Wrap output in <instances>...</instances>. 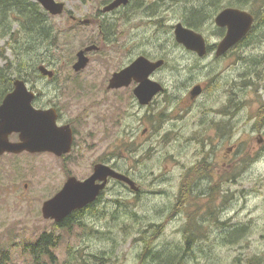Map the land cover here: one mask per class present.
Masks as SVG:
<instances>
[{
  "label": "rangeland",
  "instance_id": "rangeland-1",
  "mask_svg": "<svg viewBox=\"0 0 264 264\" xmlns=\"http://www.w3.org/2000/svg\"><path fill=\"white\" fill-rule=\"evenodd\" d=\"M56 1L66 11L56 17L43 12L52 36L33 50L21 20L9 16L13 35L0 39V69L10 64L13 80L37 93L36 107H59L61 123L74 128V147L67 158L27 152L0 158V264H151L161 254L176 264H264V126L255 119L264 105V79L251 89L247 81L230 83L239 69L229 61H197L175 40L176 25L191 27L195 20L194 28L215 41L214 18L224 0L203 7L210 0H132L108 17L112 45L90 53L80 73L73 70L79 51L102 43L98 27L70 16L93 19L112 0ZM251 1L247 8L256 12L250 5L259 8V0ZM140 54L167 60L158 79L168 90L146 109L131 89L108 90L113 73ZM41 65L55 79L43 77ZM195 84L210 86L200 100L188 102ZM235 104L230 133L222 139L213 125L225 121L220 109ZM103 162L130 177L138 191L112 181L70 230L43 218V204L70 176L88 178ZM189 170L193 199L180 207ZM192 217L202 227L200 239L187 247L184 231ZM44 235L53 237L54 246L33 253Z\"/></svg>",
  "mask_w": 264,
  "mask_h": 264
},
{
  "label": "water",
  "instance_id": "water-1",
  "mask_svg": "<svg viewBox=\"0 0 264 264\" xmlns=\"http://www.w3.org/2000/svg\"><path fill=\"white\" fill-rule=\"evenodd\" d=\"M33 1L39 3L50 15L55 17L62 15L66 9L65 3L56 0ZM129 2L130 0H114L104 8L103 12H114L121 7L128 6ZM215 23L219 27L228 28V34L218 50V55H221L248 35L254 25V17L246 11L226 9L217 16ZM175 38L188 50L197 52L201 56L205 55V40L195 31L178 24L175 27ZM94 50H96V46H90L77 54V62L73 66L76 73L87 68L89 64L87 54ZM163 64V60L152 62L141 57L129 67L115 73L109 89L128 87L135 79L140 83V86L135 90V95L141 105L146 106L154 96L163 90L159 83L149 80L152 73L161 68ZM38 71L50 80L55 77V73L44 65L39 66ZM13 86V91L6 95L0 105V158L5 154L24 152L31 154L52 153L58 157L69 154L74 141L71 127L69 125L58 126L56 110L36 108L34 106L36 93L29 88L24 80H15ZM200 93L201 90L198 87L192 94L198 96ZM15 134L19 135L18 142L11 141V136ZM109 179L128 185L134 192L138 191L136 183L130 177L109 165L97 164L93 175L86 180L81 181L76 177H70L62 190L43 204V218L61 223L73 212L94 203L106 189Z\"/></svg>",
  "mask_w": 264,
  "mask_h": 264
},
{
  "label": "flooded vegetation",
  "instance_id": "flooded-vegetation-1",
  "mask_svg": "<svg viewBox=\"0 0 264 264\" xmlns=\"http://www.w3.org/2000/svg\"><path fill=\"white\" fill-rule=\"evenodd\" d=\"M113 1L114 0L110 1V3ZM220 1L221 0H217L216 4H218ZM251 2H252L251 0L247 1V3H251ZM131 3H132V0H130L129 5L126 6V8L129 7L131 5ZM223 3H225L226 6L221 7V10L215 15L214 21L216 20L217 16L226 9H235V10H240V11H246L254 17V25H253L251 31L248 33V35L245 38H243L237 44H235L230 49H228L224 54L218 55L219 47H220L221 43L225 40V38L228 34V28L227 27L222 28V27L217 26V24L215 23V26L217 27V31H218V37L213 42L210 41L205 35L198 32L199 30L197 28L186 27V28L191 29V30L195 31L196 33L203 36V38L205 40V45H206V53L204 56H201L197 52H194L192 50H188L184 45L179 44L176 41L177 42V48L184 49L187 53L191 54L194 58H196L197 61L203 62V61H210L212 59H216L217 61H219V60L226 61V62L229 61L231 63V65L235 66V69H239L237 71V76L233 77L231 79L230 83H232V82L242 83V82L247 81L250 84L248 88L251 89L252 87H256L257 81H261L262 79H264V35H262L263 33L261 32L260 29H258L259 22L256 21L255 16L247 8V6L244 5L245 0H224ZM104 8L101 9L97 13V16L93 19L80 20L75 16H70L71 21L76 23V24H81L84 26H91L92 25V26L98 27V29H99V34H100L102 45L101 46L91 45V46H96V50L88 53L87 57L89 58V64L91 62V56H89L90 53L91 54L92 53H101L105 49V47H107L108 45H112L113 37H112V31L111 30H112L114 25L112 24L113 23L112 21H109L108 17L111 16L113 13H116L117 11H119L120 9L125 8V7H122L120 9H118L114 12H110V13H104L103 12ZM41 9L43 10V12L45 14L46 13L48 14V12H46L42 7H41ZM46 17L44 18L45 23H47ZM86 21H88V22L86 23ZM104 26H106L107 28H103ZM261 29L262 30L264 29V23L261 24ZM175 40H176V38H175ZM88 47H90V46H88ZM88 47H86V48H88ZM86 48H84V49H86ZM80 51H82V50H80ZM141 57H145L152 62H158L160 60L164 61L163 66L161 68H159L158 70H156L154 73H152V75L149 77V80L159 83L162 86L163 90L160 93H158L156 96H154L148 105L143 106V105H141L139 99L135 95V90L140 86L139 82H137L135 79H133L128 87H124L121 89H125V90L131 89L133 96H134L136 102L138 103V105L141 108L146 109V108H149L155 102V100H157V98L162 96L168 90L167 86L165 84H163V82H160L158 79L159 73L161 71H163L167 65V60L165 58L164 59H152V58L148 57L146 54H140L135 59H133L127 67H129L131 64H133L137 59H139ZM89 64H88V66H89ZM207 67H211V66L208 65ZM230 68H231L230 66H227V70H231ZM122 70H120V71H122ZM120 71H118V72H120ZM118 72H115V73H118ZM115 73H113V75ZM113 75H112L111 79H109V85H110V82L113 78ZM109 85H108V90H110ZM209 86H210V84L209 85L208 84H202V85L195 84V85H193L187 93L188 102H195L196 100H200L202 97H204V95L207 93V89ZM226 86H228V85H226ZM198 87L201 90L200 95L193 96V94H192L193 91ZM238 88L244 89V87H241V86H238ZM121 89H116V90H121ZM38 98L39 97L37 95V98H36V101L34 104L35 107H36V102H37ZM258 103L259 102L256 101L255 104H258ZM236 106H237V104H235V106L233 108H226V109H220L219 110V112H218L219 116H223L222 118L225 121H222L223 123H220L222 125H216V124L213 125L214 126L213 129H215V131L217 132L218 137H221L223 139L224 137L227 138V136L229 135V133H230V122L231 121L228 122V120H230L232 118V116H234L231 110L236 109ZM259 107H262V110L260 111L259 114L256 115L255 119H257L259 126H261V125L264 126V105H259ZM36 108L44 109V110H51V109L56 110L57 115H58V121H57L58 126L69 125L73 131V136H74V141H75L74 128L70 124H62L61 123L62 122L61 121V112L59 110V107H57V105H50L49 107L46 106V107H36ZM16 136H18V140H19V135H16ZM262 140H264V139H260L259 142H262ZM74 141H73V145H72V150L69 154H71L73 151ZM230 151L235 153L236 149L233 150L231 148ZM69 154H67V155H69ZM67 155H64V156L59 157V158H63V157L67 158L68 157ZM97 164H99V163H97ZM97 164L93 165V173H94L95 166ZM100 164H107V162H103ZM93 173L90 176H92ZM70 177H72V176H70ZM88 178H85L83 180H86ZM83 180H81V181H83ZM112 181H116V180H114V179L108 180V185H107L106 189L101 193L100 197L94 203L90 204L88 207H86L83 210H77V211L73 212L70 216L74 217L75 219L88 217L86 215L89 213L90 210H92L99 203V201L101 200V197L104 195V193L106 192V190L108 189V187ZM239 227H241V226H239Z\"/></svg>",
  "mask_w": 264,
  "mask_h": 264
},
{
  "label": "trees",
  "instance_id": "trees-1",
  "mask_svg": "<svg viewBox=\"0 0 264 264\" xmlns=\"http://www.w3.org/2000/svg\"><path fill=\"white\" fill-rule=\"evenodd\" d=\"M217 0H210L206 1L204 4L202 3V7L206 6V4L211 3L212 5H216ZM248 0H245L244 5L248 6ZM138 2V1H137ZM259 8H256L255 4H251L250 6L256 10V12H252L255 16L256 21H262L264 23V0H259L258 2ZM8 11V12H7ZM14 11V12H13ZM11 13L21 20V29L23 32L27 33V36L30 38L29 50H33L34 47L43 46L47 41L51 39L52 33L51 30L46 28V23L44 19L41 17L43 16V10L41 9L40 5L37 3L32 2L31 0H0V28L2 29V33L0 34V39H5L8 36H12L11 30V18L9 17ZM207 14V12H205ZM9 14V15H8ZM196 15L193 16V18ZM210 16V15H209ZM25 23H24V21ZM10 22V23H9ZM193 22V23H192ZM198 21L189 22L191 27H196ZM5 23V24H4ZM3 24V25H1ZM264 35V31L263 34ZM255 37V36H254ZM23 64V63H21ZM10 64L3 69H0V105L3 102V99L13 90L14 81L11 73H10ZM17 72L22 71V65L18 66ZM29 77V75H28ZM28 81L27 79H25ZM206 167V165H202ZM194 171L189 170L186 178L182 182V189H181V196L179 199V206L183 207L186 206L189 202L193 199L192 194V180L194 176ZM78 219H75L72 216L67 217L64 221L57 224V227L64 230L72 229L77 222ZM201 225L197 223L195 218H189V221L185 227L184 236L187 247H191L193 243H196L199 238V233L201 230ZM242 231L240 234L236 236V238L242 237ZM233 234V233H232ZM232 236V235H230ZM53 237L51 235H44L40 238L38 244L33 248V253L35 252H44L48 253L49 248L54 246ZM230 239V238H228ZM227 239V241H229ZM232 239V240H231ZM230 241H234L235 238H231ZM149 245V244H148ZM146 247L145 256L149 253V249ZM162 255V254H161ZM156 256L154 260H152L151 264H176L173 260L175 257H168L167 254L162 256Z\"/></svg>",
  "mask_w": 264,
  "mask_h": 264
},
{
  "label": "bare ground",
  "instance_id": "bare-ground-1",
  "mask_svg": "<svg viewBox=\"0 0 264 264\" xmlns=\"http://www.w3.org/2000/svg\"><path fill=\"white\" fill-rule=\"evenodd\" d=\"M7 12H8V11H7ZM13 12H14V11H13ZM11 14H12V13H11ZM8 15H9V14H8ZM11 17H12V15H11ZM10 22H11V21H10ZM10 22H9V23H10ZM192 23H193V22H192ZM249 74H250V73H249ZM254 84H255V83H254ZM214 86H215V85H214ZM259 86H260V85H259ZM243 235H244V234H243ZM241 236H242V235H241ZM242 237H243V236H242ZM242 237H241V238H242ZM194 251H195V250H194ZM194 251H193V252H194ZM192 255H193V254H192Z\"/></svg>",
  "mask_w": 264,
  "mask_h": 264
}]
</instances>
